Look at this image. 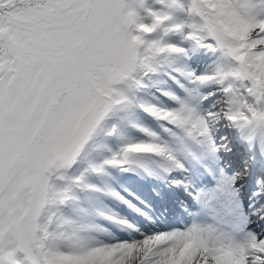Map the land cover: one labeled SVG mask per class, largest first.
Segmentation results:
<instances>
[{
  "label": "snow or ice",
  "instance_id": "obj_1",
  "mask_svg": "<svg viewBox=\"0 0 264 264\" xmlns=\"http://www.w3.org/2000/svg\"><path fill=\"white\" fill-rule=\"evenodd\" d=\"M0 264H264V0H0Z\"/></svg>",
  "mask_w": 264,
  "mask_h": 264
}]
</instances>
